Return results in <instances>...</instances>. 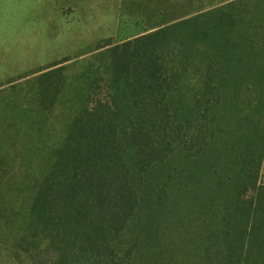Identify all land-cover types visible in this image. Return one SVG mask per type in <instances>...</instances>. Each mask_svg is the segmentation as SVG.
Returning <instances> with one entry per match:
<instances>
[{
    "label": "trees",
    "instance_id": "obj_1",
    "mask_svg": "<svg viewBox=\"0 0 264 264\" xmlns=\"http://www.w3.org/2000/svg\"><path fill=\"white\" fill-rule=\"evenodd\" d=\"M253 1L122 0L140 33L45 64L34 109L61 98L66 63L84 104L28 207V264H264V0ZM53 2L56 17L84 9Z\"/></svg>",
    "mask_w": 264,
    "mask_h": 264
},
{
    "label": "rangeland",
    "instance_id": "obj_2",
    "mask_svg": "<svg viewBox=\"0 0 264 264\" xmlns=\"http://www.w3.org/2000/svg\"><path fill=\"white\" fill-rule=\"evenodd\" d=\"M121 1L82 0V11L56 17L53 0H0V162L7 159L0 171V264H28L21 257L23 241L35 238L28 207L84 104L71 63H64L67 87L49 112L34 109L35 78L48 62L79 52L98 37L119 41L140 33L138 18L124 13L129 9ZM254 14L261 33L255 48L264 61V11L255 9ZM5 106L17 109L14 120L22 125L8 122ZM21 107L33 108V119ZM261 181L264 184V158ZM178 252L185 256L182 247Z\"/></svg>",
    "mask_w": 264,
    "mask_h": 264
}]
</instances>
